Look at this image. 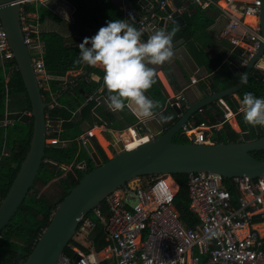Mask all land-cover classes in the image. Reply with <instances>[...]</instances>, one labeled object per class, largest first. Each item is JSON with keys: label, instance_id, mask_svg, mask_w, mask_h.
<instances>
[{"label": "built area", "instance_id": "1", "mask_svg": "<svg viewBox=\"0 0 264 264\" xmlns=\"http://www.w3.org/2000/svg\"><path fill=\"white\" fill-rule=\"evenodd\" d=\"M49 0H20L22 5L20 21L33 67L41 89L47 86L50 75L46 70L38 38L36 24L31 21V13L24 7L31 3L46 5ZM202 9L214 7L226 18L227 24L223 36L231 45L241 50L245 59L252 57L259 48L263 38L259 28H253L249 17H257L261 0L239 4L236 0H192ZM169 0L161 1V8H166ZM131 10L125 9V16ZM172 20V13L165 16ZM14 52L11 49L7 32L0 19V62L5 76L8 68L16 69ZM10 64L12 66H10ZM264 69L263 66H258ZM9 69V70H10ZM161 83L165 78L156 73ZM198 79L193 77L191 83ZM69 83L76 84L74 79ZM98 89L88 95L87 102L103 104L105 98ZM44 96V95H43ZM180 99L173 98L169 105L179 104ZM224 111V121L209 123L201 121L199 125L185 123L177 138H186L195 144L216 143L212 137L213 130L219 129L224 122L231 124L233 112L224 99L218 100ZM203 112V110H199ZM157 120L154 114L151 118ZM4 123V122H3ZM165 132L164 128L152 129L142 119L124 129H113L106 123L88 128L78 137V142L85 144L93 138L105 154L113 158L124 149H133ZM117 141L122 140L124 149L116 150L118 143H111L110 134ZM47 146L61 145L60 140L47 127ZM135 145L129 148V145ZM61 177L71 178L73 164H62ZM77 168L85 171L84 165ZM170 174L139 177L110 193L101 204L89 214L84 215L77 229L83 239H90L97 222L105 231V245L100 249L86 246L82 249L75 242L69 243L73 256L64 255L56 264H264V174L256 178L238 176L226 178L214 172H195L187 174L186 190L189 211L197 218L193 226H186L175 206L179 184ZM173 179V180H172ZM160 186L162 193L158 196L153 189ZM2 197L0 196V201ZM96 219V220H95Z\"/></svg>", "mask_w": 264, "mask_h": 264}, {"label": "water", "instance_id": "2", "mask_svg": "<svg viewBox=\"0 0 264 264\" xmlns=\"http://www.w3.org/2000/svg\"><path fill=\"white\" fill-rule=\"evenodd\" d=\"M161 1L141 0L142 15H132L136 27L143 31L144 38L155 30H166L170 22L165 16L158 17ZM185 2L186 0H172L176 9L172 13V21L179 27L185 24L180 14V9L187 10ZM21 9L20 0H0V19L14 52L16 62L14 70L21 76L31 105L30 111L26 110L22 113L19 121L29 123L32 118L33 129L29 149L7 193L0 201V238L29 195L43 162L47 160L45 159L48 147L47 127H53L54 134L59 127L58 120L47 119L46 109L53 103L43 96L31 53L24 42L20 21ZM259 24L263 41L257 51L248 60L241 56L239 61L230 65L235 76L239 68L243 67L241 74L247 76L246 82H241L240 75L236 83L230 84L234 75L227 73L212 78L209 84L202 83V95L197 96L195 101L189 102L186 96L182 95L179 104L173 103L167 106L159 115L158 120L166 128L164 133L133 149H124L122 140L117 141L111 133V143L117 142L119 145L115 147L116 150L119 148L124 150L108 160L100 156L97 151L98 144L93 142L94 140H88L84 144L94 168L87 171V162L81 161L79 165L85 166L83 176L78 180L76 175L70 173L72 181H78L77 184L57 205L49 225L44 229L24 264H56L77 233L81 218L91 213L110 193L139 177L187 175L201 171L214 172L228 179L238 176L256 178L264 174V159L256 158L252 153L264 150V134L254 139L221 141L212 145L177 140L185 123L199 125L204 120L199 112L204 108L206 113L213 114L214 120L223 122L224 111L219 106L218 100L239 92L247 84L251 75L260 79L264 78V69H260L257 65L264 61V0H261ZM178 35L182 36L181 33ZM161 116L171 118L162 120ZM49 162L58 164L53 159Z\"/></svg>", "mask_w": 264, "mask_h": 264}, {"label": "trees", "instance_id": "3", "mask_svg": "<svg viewBox=\"0 0 264 264\" xmlns=\"http://www.w3.org/2000/svg\"><path fill=\"white\" fill-rule=\"evenodd\" d=\"M76 6L80 20L86 28H96L104 25L108 20L116 18H127L120 8H116L110 12H103L100 7L99 0H69ZM220 3L225 0H218ZM25 11H39L41 15H48L51 18L57 19V15L52 11L46 9L44 5L39 6L31 3L24 7ZM132 22V21H130ZM133 23V22H132ZM41 39L44 42V62L46 69L49 73L55 75H65L69 70H75L80 68L83 63H77L79 48L75 43H69L67 38L60 35L57 32H46L41 35ZM15 63V61H14ZM10 66H12L10 64ZM15 79V81H14ZM239 80V77H234L230 84H234ZM13 84V85H12ZM90 84V83H89ZM14 86L15 90L20 94H25L27 100V106L24 110L31 109L29 98L26 94V90L18 71L14 74L9 81V88ZM84 84L78 82L79 91L80 87ZM89 94L97 91L100 83H92L89 85ZM75 89V90H76ZM6 81L3 72V68L0 62V122L4 119L6 112ZM162 85L155 75V83L146 91L155 101L161 102L164 95L162 92ZM246 92H252L255 96L264 97V78L251 77L248 83L240 91V98L242 100L243 95ZM104 94L108 95V90L105 88ZM78 101L72 99V105L69 103L68 108L60 107H48L46 109V115L52 119L62 120V131L58 135L61 140L68 141L67 146L50 145L46 148V161L43 162L39 171L38 177L34 182L31 190L32 192L24 200L23 204L15 214L11 222L3 231L0 238V264H24L27 257L31 253L37 240L43 233L44 229L49 225L52 215L57 205L68 194L70 189L77 184L78 181H72V178L60 177L63 173L60 168L61 164L70 165L73 164V171L77 175L79 180L84 171L77 168V165L81 161L87 162V171L94 168V164L91 159L88 158L86 150H82V146L77 141V137L83 131V124L88 121L90 126H93L94 122L98 124L106 123L115 129H124L130 121L121 123L114 112H111L105 105H96V102H88L85 105L83 95H76ZM233 109H236L237 103L235 100L226 98ZM81 107L80 117H73L72 110H76ZM96 111L99 115L98 118H94L92 111ZM21 114H13L15 123L12 125L3 126L0 124V158L3 155L5 148L9 152L8 157L4 158L8 162L6 164H0V196L3 198L7 193L13 179L15 178L19 166L25 157L32 136L33 119L31 118L28 124H23L18 121ZM235 138H233L234 140ZM179 141H189L186 138L178 139ZM98 153L104 157L103 149L98 146ZM256 158L264 159V150L252 152ZM53 159L58 162L57 165L49 162ZM171 178L179 184V191L175 198V206L180 213V217L186 226H193L197 223V218L189 211V201L186 190V178L185 174H170ZM55 177H59L58 181L62 186L63 193L57 202H54L49 196L40 192L35 188V185L40 182L42 184H48ZM173 180V179H172ZM135 183L136 180H132ZM92 216V214H89ZM96 220V219H95ZM97 225L90 235V241L92 246L96 249H100L105 245V231L101 223L97 220ZM74 242L72 239L70 241ZM76 243V242H75ZM82 249L89 251L88 247H85L79 243ZM66 250V249H65ZM67 250L71 249L67 246Z\"/></svg>", "mask_w": 264, "mask_h": 264}, {"label": "crops", "instance_id": "4", "mask_svg": "<svg viewBox=\"0 0 264 264\" xmlns=\"http://www.w3.org/2000/svg\"><path fill=\"white\" fill-rule=\"evenodd\" d=\"M140 1L141 0H99V3L103 12H110L116 8H120L125 15V9L128 8L131 10V15H142L143 7L140 4ZM236 1L239 4L252 2V0ZM34 4L38 5L39 3ZM184 5L187 10L184 11V9H180V14H182L184 18V26L179 27L176 23L170 20L165 30L171 31L175 29L173 37V58L161 65H149L150 67H153L155 69V75H157L156 73L160 71V74L164 76L166 82L165 85H163L157 76L162 85V92L164 95L163 100L159 102V107L153 110L154 114L157 115V120L148 119L146 117L137 115L135 105L133 104L129 103L127 107L122 110H112L106 105L105 102H103V105H105L111 112H114L121 123H125L129 120L130 124L127 125L129 126L142 119L143 121H146L147 125L150 128H164L166 131V128L158 120V117L163 113L165 108L169 106L170 100H172L173 98L181 99L180 97L184 95L189 100V102L195 101L197 96L202 95V83L209 84L212 78L223 76V74L227 73L233 74L230 65L234 62L239 61V58L243 56L241 50L239 48L233 47L228 39L223 36V29L227 24V18L220 11H218L214 7L202 9L198 5L194 4L192 0H186ZM39 6H42V4L40 3ZM44 7L55 13L58 18H51L47 14L42 16L40 10L29 11V13H31V21L36 24L38 30V38L41 42L40 45L41 49L43 50V54L45 48L44 42L41 39V35L43 33L57 32L67 38L69 43H75L76 45H78L83 41L84 37H91L98 30L96 28L89 29L84 27L82 21L80 20L76 6L73 5L69 0H49L48 3L44 5ZM174 11H176V9L172 3V0H169L166 8H161L159 10L158 17L166 16L168 12L173 13ZM248 20L252 24L251 26L254 29H260L259 20L257 19V17H249ZM132 22L136 26L135 21L132 20ZM179 33H181L182 36L178 35ZM257 65H261L264 67V61L260 62V64ZM242 70L243 67L239 68L238 74L236 76L233 74L234 77H240ZM12 72H16V70L10 69L7 76H5L4 74L7 90L6 112L4 119L0 122V124H2L3 126L12 125L13 123H15V119L12 117V115L19 113L22 115V113L26 111L24 109L27 106L26 100V102L22 103L20 107H15L11 110L9 109V81L12 79ZM48 74L50 75V78L48 79L47 86L42 89V92L44 98L47 101L53 103L49 107L55 106L60 108H68L69 103L70 105H72L73 103L72 99H74L75 101L79 100L76 95H83V105H85L86 103H88L86 101V96L91 95L89 94L88 90L90 89L89 85L92 83H100L98 89L102 90L100 94L106 100V95L104 94V90L106 87L104 86L103 82L104 68L99 63L95 66H89L86 63H83L80 68L69 70L65 75H55L49 72ZM193 77H196L198 79L196 83H191V79ZM251 77L255 76L251 75L250 78ZM72 79H74L76 84L69 83ZM78 82L84 84L83 87L79 88V91L76 89L78 87ZM240 91L228 97L229 99L236 101L238 106L236 109H233L231 107L226 98L224 99L231 107L233 115L231 124L229 122H224L219 129L213 130L212 137L216 140V142L243 141L245 139L258 138L264 134V127L258 125L253 126L245 122V120L243 119L242 100L239 96ZM20 95L25 96V94ZM145 95L150 99H153L147 91H145ZM27 110L30 111L29 109ZM205 110L206 109L204 108L203 112H200V116L204 119L202 121H212L211 123H220L219 121L214 120L213 114H208L205 112ZM80 112L81 107L77 108L76 110H72V116L80 117ZM29 114L31 113L29 112ZM92 115L94 118L99 117V115L94 110L92 111ZM47 119L52 118H49L47 116ZM56 120L59 121L58 131L55 134L58 137V135L62 131L63 122L61 119ZM96 124L98 123H96L95 121L93 126ZM93 126H90L89 122L85 121L82 126V133ZM51 129L54 133L53 127H51ZM117 130L120 129L117 128ZM233 138L235 139L233 140ZM91 140L94 139L92 138ZM63 141L66 142L65 146H67L68 141ZM93 142H95V140ZM79 144L82 145L80 142ZM135 145L136 144H134L133 146ZM8 154L9 152H7V149L5 148L3 155L0 158V164H6L8 162L6 159H4L8 157ZM57 179H59V177H55L51 181H57Z\"/></svg>", "mask_w": 264, "mask_h": 264}, {"label": "clouds", "instance_id": "5", "mask_svg": "<svg viewBox=\"0 0 264 264\" xmlns=\"http://www.w3.org/2000/svg\"><path fill=\"white\" fill-rule=\"evenodd\" d=\"M132 20L131 14L127 18L108 20L93 36L84 37L78 44L76 62L103 66V82L108 90L105 103L110 109L122 110L130 103L135 105L137 115L151 118L159 101L145 95L155 83V69L149 65H161L173 58L175 29L155 30L144 38L143 31ZM246 80L247 76L241 74V82ZM242 106L245 122L264 127V97L246 92ZM170 118L161 116L162 120ZM153 191L158 196L166 195L159 185Z\"/></svg>", "mask_w": 264, "mask_h": 264}, {"label": "rangeland", "instance_id": "6", "mask_svg": "<svg viewBox=\"0 0 264 264\" xmlns=\"http://www.w3.org/2000/svg\"><path fill=\"white\" fill-rule=\"evenodd\" d=\"M9 69L10 68H8V72H9ZM15 73L16 72H12V77L14 76ZM14 81H15V79H14ZM12 85L10 87L9 100H8L10 110L12 108H15V107H20L22 105V103L26 102V98H25L26 96L20 95V93H18V91L15 90L14 86H12ZM81 146H82L83 151L86 150L84 147V144H82ZM86 152H87V150H86ZM87 156H88V158H90V155L88 152H87ZM88 160H87V162H88ZM35 188L40 190V192H43L44 194L49 196L54 202L58 201V199L61 197L62 191H63L62 186L60 185L58 179H57V181H51L49 184H44V185H42L40 182H38L35 185ZM30 192H32V190ZM73 240H74V242L79 243L85 247L92 245V242L90 241V239H83L82 236L77 234V233L75 234ZM65 254L69 255V256H73V253L71 251H68L67 247L65 250Z\"/></svg>", "mask_w": 264, "mask_h": 264}, {"label": "bare ground", "instance_id": "7", "mask_svg": "<svg viewBox=\"0 0 264 264\" xmlns=\"http://www.w3.org/2000/svg\"><path fill=\"white\" fill-rule=\"evenodd\" d=\"M224 4H225V2H224ZM137 145V144H136ZM131 146H133V145H131ZM129 147V146H128ZM134 147V146H133ZM133 147H131V148H133ZM130 148V147H129Z\"/></svg>", "mask_w": 264, "mask_h": 264}, {"label": "flooded vegetation", "instance_id": "8", "mask_svg": "<svg viewBox=\"0 0 264 264\" xmlns=\"http://www.w3.org/2000/svg\"><path fill=\"white\" fill-rule=\"evenodd\" d=\"M101 156V155H100ZM101 157H103V156H101Z\"/></svg>", "mask_w": 264, "mask_h": 264}]
</instances>
